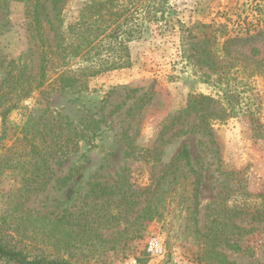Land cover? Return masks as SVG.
I'll return each instance as SVG.
<instances>
[{"label":"rangeland","instance_id":"obj_1","mask_svg":"<svg viewBox=\"0 0 264 264\" xmlns=\"http://www.w3.org/2000/svg\"><path fill=\"white\" fill-rule=\"evenodd\" d=\"M29 1L0 0V82L10 74L38 80ZM53 1L44 0L42 16L53 51L44 83L27 98L21 85L9 91L17 107L8 121L18 130L29 115L39 118L55 175L44 191L19 198L17 169L3 166L0 230L14 208L17 218L25 209L49 218L70 213L107 242L97 238L104 245L97 254L76 251L79 264L264 262V0H174L188 29L148 24L127 43L130 66L87 76L86 88L63 86L61 75L82 60L56 46L59 35L76 42L67 27L89 0ZM199 95L210 99L174 120ZM23 144L21 134L5 142ZM181 148L200 175L196 212L189 173L177 168L159 179ZM153 196L141 225L118 233ZM130 199L138 202L132 214ZM150 237L162 241L161 257L147 255Z\"/></svg>","mask_w":264,"mask_h":264},{"label":"trees","instance_id":"obj_2","mask_svg":"<svg viewBox=\"0 0 264 264\" xmlns=\"http://www.w3.org/2000/svg\"><path fill=\"white\" fill-rule=\"evenodd\" d=\"M58 1H53L54 7ZM173 1L89 0L85 8L80 11L76 21L67 27L68 34L75 35L76 42L66 41L62 35H59L56 49L63 52L68 51L70 56L79 57L78 59L82 60L75 69H69L67 73L61 75L63 86L76 84L86 88L84 80L87 76L129 67L131 56L127 43L139 38L148 24L174 21L180 33L187 30L188 27L178 15ZM29 4L28 12L33 37L41 49L38 80L32 85V83L25 82L21 75L10 74L0 82V169L3 166L17 169L22 192L19 198L44 191L55 175L50 163L52 147L42 131L39 118L29 115L27 121L18 130L11 128L8 121V115L17 107V101L10 100L9 91L21 85V97L27 98L33 90L42 86L50 54L53 53L43 28L44 0H30ZM259 32H261L260 29L254 35ZM188 35L189 33L181 36L182 44H188ZM249 37L253 36L249 35ZM229 40L227 39L224 45H227ZM92 51L96 53L91 55ZM98 51H104L103 56ZM204 99L210 98L203 95L191 96L183 114L176 115L174 120L189 113L196 103H203ZM10 134L16 136L21 134L25 144L18 149L14 148V145L6 146L5 142ZM177 168L183 169L192 177L190 190L194 212H196L200 175L191 164L187 148H181L175 154L159 179L171 174L174 176V170ZM160 184V181L156 184L154 192H158ZM26 192H29L28 195ZM154 199H156L155 196L150 200L147 199L145 207L136 213L118 233H127L129 229L141 225L143 219L151 211ZM128 202H130V213L132 214L138 202L135 199H130ZM120 204L116 203L115 208H119ZM14 212H16L15 208L9 213L8 220L10 221L6 227L0 230V264H79V261L72 259L76 251H96L98 246H104L102 241L99 242L102 239L101 234L90 225L77 221L76 215L68 213L49 218L37 211L25 209L24 212L20 211V217L17 218ZM11 234H17L20 238L13 242L5 239L8 236L11 237ZM128 238L132 239L133 235ZM108 248L112 249L114 245ZM46 249L53 250L51 256L46 254ZM223 264L238 263L225 260ZM256 264H264V262Z\"/></svg>","mask_w":264,"mask_h":264},{"label":"built area","instance_id":"obj_3","mask_svg":"<svg viewBox=\"0 0 264 264\" xmlns=\"http://www.w3.org/2000/svg\"><path fill=\"white\" fill-rule=\"evenodd\" d=\"M145 251L150 257H161L164 254L162 241L157 237H150L146 241Z\"/></svg>","mask_w":264,"mask_h":264}]
</instances>
